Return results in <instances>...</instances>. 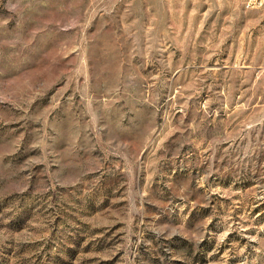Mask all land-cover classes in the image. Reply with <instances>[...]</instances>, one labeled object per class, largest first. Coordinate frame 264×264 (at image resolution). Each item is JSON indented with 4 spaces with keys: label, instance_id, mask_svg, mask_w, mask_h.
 Wrapping results in <instances>:
<instances>
[{
    "label": "rangeland",
    "instance_id": "374dc122",
    "mask_svg": "<svg viewBox=\"0 0 264 264\" xmlns=\"http://www.w3.org/2000/svg\"><path fill=\"white\" fill-rule=\"evenodd\" d=\"M0 0V264H264V3Z\"/></svg>",
    "mask_w": 264,
    "mask_h": 264
},
{
    "label": "built area",
    "instance_id": "2783aa9c",
    "mask_svg": "<svg viewBox=\"0 0 264 264\" xmlns=\"http://www.w3.org/2000/svg\"><path fill=\"white\" fill-rule=\"evenodd\" d=\"M264 3V0H246L245 4L247 8H256L261 6Z\"/></svg>",
    "mask_w": 264,
    "mask_h": 264
}]
</instances>
